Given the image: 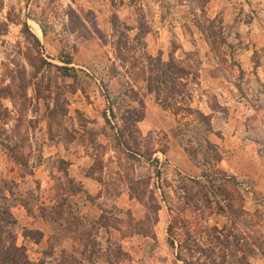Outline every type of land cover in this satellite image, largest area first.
Returning a JSON list of instances; mask_svg holds the SVG:
<instances>
[{
  "label": "rangeland",
  "instance_id": "374dc122",
  "mask_svg": "<svg viewBox=\"0 0 264 264\" xmlns=\"http://www.w3.org/2000/svg\"><path fill=\"white\" fill-rule=\"evenodd\" d=\"M263 30L264 0H0V264H113L121 233L161 229L188 264H264V82L242 68ZM149 57L196 73L170 110ZM70 163L100 180L101 221ZM20 204L47 218L43 245Z\"/></svg>",
  "mask_w": 264,
  "mask_h": 264
},
{
  "label": "crops",
  "instance_id": "0c3cea01",
  "mask_svg": "<svg viewBox=\"0 0 264 264\" xmlns=\"http://www.w3.org/2000/svg\"><path fill=\"white\" fill-rule=\"evenodd\" d=\"M264 33V30L262 31ZM0 33V37H1ZM258 35L260 36V32H258ZM260 47L251 48L250 50H246V56H248V63L243 64L242 68L244 71H250L254 70L256 72V76L264 82V46L261 47L262 52L259 49ZM262 54V57H255L256 60L259 62L254 63L253 57L254 55ZM236 142H238V135L236 134L233 138ZM227 155L230 154V152L226 153ZM252 163L256 162L253 158L251 160ZM79 163H70V170H72L74 173L73 175H70L69 177L76 180L80 184V190L77 192L78 197L80 198L82 196V207H84L88 212L93 211L94 207H97L98 211H100L99 215L95 217V221L99 219L104 213H106L107 207L105 205H101L99 201L102 199V190L100 186V180L95 178L94 176H88L86 171H83L81 173L82 167L79 166ZM263 174V173H262ZM260 174V177L262 176ZM34 177V176H33ZM47 195H42V200H46ZM100 204V205H99ZM116 208L118 209H134L136 208V204L134 203V200L131 198V195L122 192L119 194L115 201ZM48 206V205H47ZM21 207V210H23L26 213L27 221L24 222L23 226L32 228L34 230H38L43 234V238L40 242H36L35 245H43L44 241L48 238V234L46 230L43 228L45 221L47 220L46 217H44L39 212L37 213L36 210H30L29 207H26L24 204H20L17 208ZM104 212V213H103ZM103 213V214H102ZM14 216V215H13ZM14 218L18 222L19 219H17L15 216ZM26 220V219H23ZM50 221V220H48ZM98 221V220H97ZM20 222V221H19ZM18 222V223H19ZM42 226V227H41ZM161 229L162 227L158 226V229ZM101 233L104 231L106 234V243L102 242L101 247H104V250H108L110 242H112L113 234L121 233L120 230H118L117 227L108 225L107 227L100 226ZM159 229V230H160ZM161 231V232H160ZM160 231H156L155 236H150L147 233L144 232H133V233H121L120 238L118 239V243L120 246V249L122 251V255L115 260H113V264H188L184 260H181L177 257V251L175 249L176 245H172L169 243V238L167 232L164 231V229H161ZM116 232V233H115ZM100 233V234H101ZM124 235V236H122ZM99 240H102L99 237ZM76 247L78 246L77 241H74ZM171 245V246H170ZM174 249L176 251L175 253L169 254L165 253L167 249ZM73 247V245L71 246ZM72 249V250H73ZM163 252V253H162ZM162 253V254H161ZM104 261V260H100ZM94 264H100L98 261H96ZM105 264H111L110 262L106 261Z\"/></svg>",
  "mask_w": 264,
  "mask_h": 264
},
{
  "label": "trees",
  "instance_id": "16d2710c",
  "mask_svg": "<svg viewBox=\"0 0 264 264\" xmlns=\"http://www.w3.org/2000/svg\"><path fill=\"white\" fill-rule=\"evenodd\" d=\"M112 24L114 28L117 30L118 25L117 21L113 22ZM204 29V28H203ZM205 30V29H204ZM1 33V32H0ZM37 42H39V39L36 37ZM150 64V71L149 76H147L146 81L148 83V90L151 93H155L157 96L158 103L164 108L170 110L173 106L172 103L168 102V98H174L175 95H180L184 93L179 87H185L186 83H183L185 81V76L192 75V78L196 79L195 74L189 72H186V69L179 66L175 61L172 59L170 62L164 63L161 61V59L157 58H151ZM66 64H71V62H66ZM64 70L66 72H70V67H64ZM198 76V75H197ZM167 83H171V87L167 86ZM166 92V97L163 98V93ZM179 110L188 111L191 115H196L197 121L204 124L207 127V132H212V125H211V115H206L199 109H194L190 105L186 106L185 108L180 107ZM177 115V114H176ZM145 118V113L143 112L140 117L138 118V121H142ZM205 142L207 144H211L208 138H205ZM212 146V145H211ZM218 159L221 160V155L218 156ZM27 207V206H26ZM13 216V215H12ZM103 216V215H102ZM102 216L99 219V221L102 220ZM14 218V216H13ZM98 221V222H99ZM16 219L12 221V223H16ZM99 228L100 226L107 227L109 222L106 223H98ZM95 226V223H94ZM36 232L40 235L39 239H37L36 242H40L43 238V234L36 230ZM98 234V233H97ZM124 236V235H122ZM111 245H109V248L112 246V242H110ZM27 262V261H26ZM29 264V261H28Z\"/></svg>",
  "mask_w": 264,
  "mask_h": 264
}]
</instances>
